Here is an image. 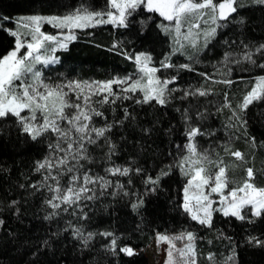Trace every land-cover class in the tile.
I'll return each instance as SVG.
<instances>
[{
  "label": "trees",
  "instance_id": "1",
  "mask_svg": "<svg viewBox=\"0 0 264 264\" xmlns=\"http://www.w3.org/2000/svg\"><path fill=\"white\" fill-rule=\"evenodd\" d=\"M243 3L245 6L238 9L232 22L218 29L217 36L201 54L189 59L174 52L170 63L177 67L158 72L161 79L177 76L175 83L169 85L177 91L172 93L167 105L160 106L155 101L137 104L135 101L142 95L137 92L132 99L117 100L99 109L108 123L123 121L114 123L108 133L116 145L115 154L111 160L107 159L108 149L102 139L96 145L87 146L91 159L81 161L82 171L106 176L104 170L111 164L142 171L133 170L128 176H107L113 186L106 190L97 186L94 199L84 200L67 212L59 210L57 216L45 219L52 211L45 203L52 193L46 187H31L43 182L46 172L37 171V164L55 157L49 145L56 143L57 136L46 133L32 140L16 118L0 119V218L5 220L0 227V264H148L145 251L157 233L183 231L197 235L198 264H225L233 250L237 253V264H264V249L248 243L249 236L264 238V217L253 218L249 223L215 213L212 228L199 225L181 206L187 177L177 167L180 158L187 154L184 146L188 143L187 129L191 125L202 133L195 140L198 148L207 151L213 160L218 154L230 166V181L239 183L244 179V169L253 167L252 182L258 187L264 186V100L255 101L242 113L246 128H241L233 117L243 96L264 75V68L259 66L264 64V54L254 51L264 44V6L252 0H243ZM82 5L101 11L106 8V0H0V16L13 21L37 14L62 16ZM237 15L244 18L243 25L238 23ZM161 22L158 14L148 13L142 6L128 17L126 28L104 24L76 30L77 39L69 42L68 49L56 51L60 62L44 66L43 74L48 81L57 83L138 76L134 60L122 52L150 53L152 64L159 67V62L173 49L169 34L158 27ZM0 24L14 28L13 23L0 21ZM43 30L52 33L55 28L44 24ZM118 42L119 47L113 49ZM13 46L14 38L0 31V57ZM249 50L253 52L255 64L242 59ZM228 52L232 53L233 61L240 62L225 67L223 61ZM181 64H191L194 70L180 69ZM229 68L231 71L224 75ZM224 79L233 83L220 82ZM196 88L207 89L208 95L185 96ZM124 109L130 113L129 119H124ZM186 115L189 120L185 119ZM93 122L100 127L106 121L94 117ZM248 137H253L255 143ZM225 147L244 153L246 163L236 161L233 166L234 158L224 151ZM162 172L168 174L161 175ZM149 176H160L155 192L147 191L152 187L146 183ZM67 179V175L61 177L62 186ZM117 181L123 189L115 187ZM140 198L143 205L133 209L132 204ZM12 201L17 202L15 207H10ZM70 225L96 235L85 247L74 238ZM104 232L115 233L120 246L129 245L138 254L114 257L107 251L110 238L101 235ZM209 254L213 255L211 261Z\"/></svg>",
  "mask_w": 264,
  "mask_h": 264
},
{
  "label": "snow or ice",
  "instance_id": "2",
  "mask_svg": "<svg viewBox=\"0 0 264 264\" xmlns=\"http://www.w3.org/2000/svg\"><path fill=\"white\" fill-rule=\"evenodd\" d=\"M252 3L264 6V0H252ZM142 6L148 13L158 14L162 18L158 27L173 37L175 47L159 62V67L152 64L150 53L122 52L137 65V78L125 76L113 77L106 81L67 80L59 83L48 81L41 68L37 67L59 63L57 49L67 50L69 42L77 39L76 30L83 31L102 24L126 28L128 17ZM244 6L243 0H106V8L101 11L82 5L62 16L37 14L20 17L15 21L0 16L3 24L14 25L13 29H8L0 24V31H5L14 38L13 48L0 57V119L16 118L22 131L32 140L46 133H54L58 138L54 145H49L56 154L55 157L50 156L37 164V171L46 172L43 182L40 185H31L34 189L46 187L52 193L45 201L52 210L45 219L57 216L59 210L67 212L69 208L78 206L84 200L94 199L97 186L102 190L113 186L107 176H128L133 170L137 173L142 171L140 168L133 169L115 164L105 168L106 176L92 174L90 170L82 171L84 166L81 161L91 159L87 146L96 145L102 139L108 149L107 159L111 160L115 154L116 145L112 143L108 133L112 131L114 123L122 124L123 121L108 123L104 112L99 109L105 104H115L117 100L132 99L137 92L142 94L141 99L135 101L137 104L155 101L160 106L167 105L172 93L177 91L176 88H169L170 84L175 83L177 76L161 79L157 73L161 69L177 67L170 63L171 55L185 48L186 44L199 50L201 36L202 46L206 48L217 36L218 29L231 23L234 14ZM236 19L241 25L245 23L243 17L237 15ZM44 24L59 29V32L56 35L45 34L42 31ZM112 47L118 48L119 42ZM244 47L248 48V45ZM254 51L264 54V44L255 47ZM231 57L232 53H225V67L230 63L240 62L233 61ZM242 59L256 63L251 50L246 51ZM259 66L264 68V64ZM178 67L194 70L191 64H181ZM230 71L229 68L224 75H228ZM220 82L229 85L233 83L230 79ZM188 95L205 96L208 95V90L196 88L185 93V96ZM260 100H264V76L258 78L243 96L238 109L233 111V117L241 128H246L247 125V121L242 119V113L255 101ZM226 106L231 107V104ZM94 117L104 119L105 124L97 127L93 122ZM129 117L130 113L124 109V119ZM185 119L189 120L190 117L186 115ZM62 124L65 126L62 127ZM201 134L198 127L189 125L188 143L184 146L187 154L183 155L177 164L182 174L187 177L181 205L184 212L190 215L191 220L206 228H212L215 213L249 223L253 222V218L264 217V186L258 187L252 182L255 176L254 168L246 167L244 179L239 183L230 181V166L223 158L217 154V159L213 160L207 151L198 148L195 140ZM248 140L255 143L253 137H248ZM224 151L234 158L233 166L236 161L240 164L246 163L245 154L240 150L225 147ZM65 175L68 176L67 183L62 186L60 179ZM159 180L160 176H149L146 183L152 187L147 191L155 192ZM115 187L123 189L124 186L117 181ZM16 204V201H12L10 207H15ZM142 205L143 199L140 198L132 204V208L137 209ZM16 212H19L18 208ZM4 224L5 220L0 218V227ZM95 235L92 232L86 233L82 228L73 227L74 238L80 240L85 247ZM101 235L110 238L106 248L114 257L118 258L121 254L133 257L138 254L129 245L120 246L115 233L104 232ZM156 240L158 244L164 243L168 246L165 250V264H197V235L194 232L183 231L174 235L157 233ZM178 241L181 242V247H177ZM248 243L264 249V238L249 236ZM208 259L211 261L213 255L209 254ZM225 264H237L235 250L226 258Z\"/></svg>",
  "mask_w": 264,
  "mask_h": 264
},
{
  "label": "rangeland",
  "instance_id": "3",
  "mask_svg": "<svg viewBox=\"0 0 264 264\" xmlns=\"http://www.w3.org/2000/svg\"><path fill=\"white\" fill-rule=\"evenodd\" d=\"M46 16H52V15H46ZM167 23V22H165ZM104 25V24H102ZM20 31H23V29H20ZM42 31L45 33V34H50V35H56L58 32H59V29H56L51 33V32H46L43 30V25H42ZM170 39L172 40V45H173V48L175 47L174 45V41H173V37L172 35H170ZM213 40V39H212ZM211 40V41H212ZM210 41V42H211ZM209 42V43H210ZM208 43V44H209ZM203 45V36H201L200 38V41H199V50H197L196 48H192L190 46H188L187 44L185 45V48L181 49L180 51H176L177 53L180 52L182 54H184L187 58L191 57V58H195V56L197 54H201L202 51H204L205 47L202 46ZM52 46H55V45H52ZM208 46V45H207ZM58 50V49H57ZM38 68H41V70L43 71V67L44 66H40L38 65L37 66ZM158 75V73H157ZM261 76H264V75H261ZM260 76V77H261ZM160 77V76H159ZM133 78H137L136 77H133ZM259 78V77H258ZM258 78L256 79V81L258 80ZM50 81V80H49ZM86 81V80H85ZM97 81V80H96ZM255 81V82H256ZM52 82V81H50ZM91 82V81H89ZM39 115V114H38ZM65 126L62 124V127ZM214 198L215 197V194H214ZM162 233H165V232H162ZM181 232H174V233H165V234H169V235H174V234H179ZM153 242L151 243V245L149 247H147L145 253L147 254L148 256V264H165V261H166V248L168 247L167 244H164V243H160L158 244L157 243V240H156V236L153 238L152 240ZM182 244L181 242H177V247H181ZM198 264V263H197Z\"/></svg>",
  "mask_w": 264,
  "mask_h": 264
}]
</instances>
